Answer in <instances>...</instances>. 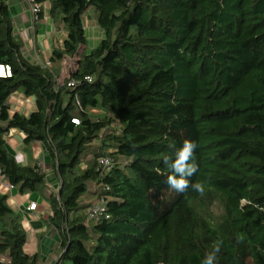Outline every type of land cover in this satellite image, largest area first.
<instances>
[{
    "label": "trees",
    "instance_id": "trees-1",
    "mask_svg": "<svg viewBox=\"0 0 264 264\" xmlns=\"http://www.w3.org/2000/svg\"><path fill=\"white\" fill-rule=\"evenodd\" d=\"M35 1L38 20L47 11L66 36L48 63L33 62L0 0V66L10 70L0 71V169L18 194L47 203L59 242L45 259L28 253L22 215L0 187V264H201L217 240L218 264H264V0ZM91 15L101 39L89 49ZM18 91L35 99L29 116L10 115ZM13 128L23 164L6 143ZM185 139L198 145L189 179L203 195L166 183L163 157Z\"/></svg>",
    "mask_w": 264,
    "mask_h": 264
},
{
    "label": "crops",
    "instance_id": "crops-1",
    "mask_svg": "<svg viewBox=\"0 0 264 264\" xmlns=\"http://www.w3.org/2000/svg\"><path fill=\"white\" fill-rule=\"evenodd\" d=\"M7 2L13 13L15 30L25 41L24 54L33 62L46 63L52 53L53 39L57 37L58 40L63 41L66 34L63 31H57L55 23L48 16L46 4H44L46 14L43 19L35 20L34 15L28 8L26 0H7ZM86 25L95 29V33L93 32L91 34V40L95 42L96 40L99 41L101 39V32L98 31L99 27L95 23L94 15H91V19L87 17ZM17 101L18 103L16 104ZM8 104L10 107V115H13L15 112H20L29 116L31 112L37 109L34 97L26 96L22 91L12 94L8 100ZM23 138V132L17 128L11 129L6 137L9 150L21 164L25 163L27 159L24 152L25 144L23 143ZM32 148L34 158L44 168L46 167L49 184H53L55 188L58 186L57 175L51 169L45 149L40 143L33 144ZM6 193L9 195V205L16 212L21 213L22 224L29 235L25 250L31 254L39 251L44 259L49 257L58 244L59 237L54 229L48 230L46 222L48 216L47 203L31 194L20 195L15 189L7 190ZM29 201H35L39 204L36 211L28 210L27 206ZM40 235L42 238H39Z\"/></svg>",
    "mask_w": 264,
    "mask_h": 264
},
{
    "label": "clouds",
    "instance_id": "clouds-1",
    "mask_svg": "<svg viewBox=\"0 0 264 264\" xmlns=\"http://www.w3.org/2000/svg\"><path fill=\"white\" fill-rule=\"evenodd\" d=\"M76 123V122H75ZM198 147L195 141L185 139L182 146L176 150L174 157L165 155L163 157V163L172 174H169L166 178L168 186L177 193H184L191 187L194 191L203 195L205 192V186L203 182H190V177L194 176L199 170V165L195 159V150ZM260 208L259 205H253ZM264 211V208H260ZM238 242L243 241L242 235H237ZM223 241L217 240L213 242L210 251H207L201 260V264H218V254L221 251Z\"/></svg>",
    "mask_w": 264,
    "mask_h": 264
},
{
    "label": "built area",
    "instance_id": "built-area-1",
    "mask_svg": "<svg viewBox=\"0 0 264 264\" xmlns=\"http://www.w3.org/2000/svg\"><path fill=\"white\" fill-rule=\"evenodd\" d=\"M28 4V8L31 11V13L34 15L35 20H38V13L41 11V5L36 3L35 0H26ZM0 71L5 74H10V70H5L2 66H0ZM70 85H73V82L70 83ZM74 122H78L77 120H74ZM113 159L110 156H105L99 160V168L102 170L103 173H107L113 169ZM40 166L43 170V166L40 163ZM0 187H3L6 190L14 189V187L9 183V181L6 179L4 175L1 173L0 169ZM39 204L35 201H29L28 203V210L29 211H36ZM105 210V203L103 200L99 201L96 205L91 207L89 209V218L90 219H98Z\"/></svg>",
    "mask_w": 264,
    "mask_h": 264
},
{
    "label": "rangeland",
    "instance_id": "rangeland-1",
    "mask_svg": "<svg viewBox=\"0 0 264 264\" xmlns=\"http://www.w3.org/2000/svg\"><path fill=\"white\" fill-rule=\"evenodd\" d=\"M89 18L91 19V16H89ZM86 22H87V16H86V18H85V26H87L86 25ZM90 28V29H89ZM86 31H87V37H88V41H89V49H91V48H93V47H96L97 45H98V43H99V41H97L96 40V42L95 41H92L91 40V34L94 32L95 33V29H93L92 27H89V26H87L86 27ZM98 31L100 32V29L98 28ZM93 38V37H92ZM68 63V62H67ZM18 103V101L16 102V104ZM94 113L95 114H97V113H101L99 110H95L94 111ZM98 143V141L96 140V141H94V143L93 144H97ZM46 168V167H45ZM45 168H43V170L46 172V169ZM57 184H58V182H57ZM51 185V187L52 188H54V185L53 184H50ZM55 192H56V190L58 189V187L56 186L55 188ZM7 190L6 189H2L1 190V192H3V193H5ZM42 201V200H41ZM97 204V203H96ZM95 204V205H96ZM42 208V207H41ZM31 252V251H30Z\"/></svg>",
    "mask_w": 264,
    "mask_h": 264
}]
</instances>
